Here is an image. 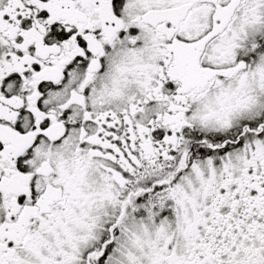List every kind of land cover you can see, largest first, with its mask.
<instances>
[{
	"label": "snow or ice",
	"instance_id": "obj_1",
	"mask_svg": "<svg viewBox=\"0 0 264 264\" xmlns=\"http://www.w3.org/2000/svg\"><path fill=\"white\" fill-rule=\"evenodd\" d=\"M0 264H264V0H0Z\"/></svg>",
	"mask_w": 264,
	"mask_h": 264
}]
</instances>
